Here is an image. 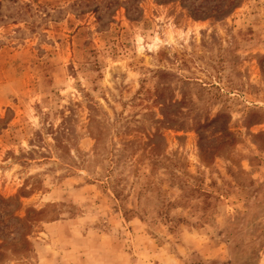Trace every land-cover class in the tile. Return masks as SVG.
Here are the masks:
<instances>
[{"label": "rangeland", "instance_id": "374dc122", "mask_svg": "<svg viewBox=\"0 0 264 264\" xmlns=\"http://www.w3.org/2000/svg\"><path fill=\"white\" fill-rule=\"evenodd\" d=\"M0 264H264V0H0Z\"/></svg>", "mask_w": 264, "mask_h": 264}]
</instances>
